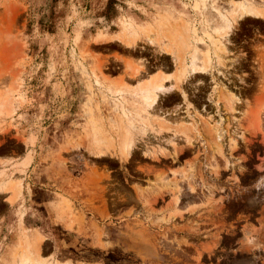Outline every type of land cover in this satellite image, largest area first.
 Here are the masks:
<instances>
[{
    "label": "rangeland",
    "instance_id": "374dc122",
    "mask_svg": "<svg viewBox=\"0 0 264 264\" xmlns=\"http://www.w3.org/2000/svg\"><path fill=\"white\" fill-rule=\"evenodd\" d=\"M0 264H264V0H0Z\"/></svg>",
    "mask_w": 264,
    "mask_h": 264
},
{
    "label": "bare ground",
    "instance_id": "6f19581e",
    "mask_svg": "<svg viewBox=\"0 0 264 264\" xmlns=\"http://www.w3.org/2000/svg\"><path fill=\"white\" fill-rule=\"evenodd\" d=\"M243 16L245 15H254L256 17H261L262 15L258 12H255L252 9H246L243 10L241 13ZM162 77V76H161ZM165 89V86L163 84V81H159L157 84L151 85V87L144 88V96L147 100L150 102L155 103L156 102V97H157V92L158 91H163ZM130 147L129 143L127 144L126 148L128 149Z\"/></svg>",
    "mask_w": 264,
    "mask_h": 264
},
{
    "label": "crops",
    "instance_id": "0c3cea01",
    "mask_svg": "<svg viewBox=\"0 0 264 264\" xmlns=\"http://www.w3.org/2000/svg\"><path fill=\"white\" fill-rule=\"evenodd\" d=\"M12 77H7V79L5 80V88H4V90H7L8 88H9V86H10V84H11V82H12ZM15 85H16V87H15V90H14V94H15V96H16V91L17 90H19L20 89V87H21V85H22V83L19 81V76H17V77H15ZM17 101V99L15 100V102H14V106L16 107V102ZM6 123L8 122V120L6 119V121H5Z\"/></svg>",
    "mask_w": 264,
    "mask_h": 264
}]
</instances>
